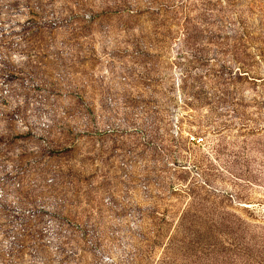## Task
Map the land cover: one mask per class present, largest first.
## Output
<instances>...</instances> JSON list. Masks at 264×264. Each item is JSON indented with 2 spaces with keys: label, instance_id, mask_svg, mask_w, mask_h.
Returning <instances> with one entry per match:
<instances>
[{
  "label": "rangeland",
  "instance_id": "374dc122",
  "mask_svg": "<svg viewBox=\"0 0 264 264\" xmlns=\"http://www.w3.org/2000/svg\"><path fill=\"white\" fill-rule=\"evenodd\" d=\"M0 264H264V0H0Z\"/></svg>",
  "mask_w": 264,
  "mask_h": 264
}]
</instances>
